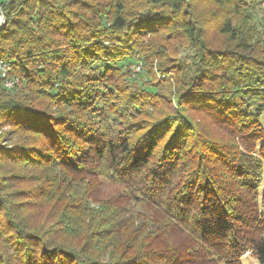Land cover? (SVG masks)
<instances>
[{"label":"trees","instance_id":"16d2710c","mask_svg":"<svg viewBox=\"0 0 264 264\" xmlns=\"http://www.w3.org/2000/svg\"><path fill=\"white\" fill-rule=\"evenodd\" d=\"M257 9L264 0L2 1L0 58L26 86L0 92V119L27 140L0 148V167L34 163L43 189L29 208L12 203L3 182L19 177L0 169V264H264ZM214 26L222 50L207 42ZM164 30L194 49V69L175 100L164 96L172 112L139 127L144 105L117 79L135 38ZM102 179L123 191L102 198ZM34 207L53 210L57 227L33 224L23 213Z\"/></svg>","mask_w":264,"mask_h":264},{"label":"rangeland","instance_id":"374dc122","mask_svg":"<svg viewBox=\"0 0 264 264\" xmlns=\"http://www.w3.org/2000/svg\"><path fill=\"white\" fill-rule=\"evenodd\" d=\"M2 1L5 0H0V3ZM254 15L256 17V25L261 28L262 23H264V11L257 9ZM215 26L214 30L209 28L211 32L207 36V42H209L212 48L222 50L224 37L216 32ZM135 39L133 54L136 58L124 63L125 67L130 70L127 74H122L117 79V83L123 87V97H126L129 93H133L134 102L144 105L143 109L147 114L138 117L135 122L138 126L143 127L146 122L152 123L158 119L160 117V110L172 112L170 108H174V104H169V108H164V96L173 97V100H175L179 90L177 82L181 81L184 75H190L194 69L195 51L184 38H180L170 31L164 30L159 33L144 34ZM11 82L14 83V88L8 85ZM25 86L24 80L15 74L13 66L7 70L6 77L0 79V92L17 94L25 89ZM156 89L163 96L153 101L146 99L147 94L145 90L156 93ZM154 113L155 115L153 116L152 114ZM149 115L151 118H149ZM0 125V148L14 152L27 140L26 137H24V140L23 138H19L20 136H17L15 128L13 125L8 124L7 120L0 119ZM17 158L18 156L15 159L8 158L4 161L6 166L0 167V169L9 175L8 178H15V175L19 177L12 180L13 185L10 184L11 181L3 182V187L6 189L5 194L11 199L12 203H24L27 207L31 204L40 203V191L43 188H41L42 186L37 181L40 183L39 178H41L43 171L41 168L32 167L31 165H34V163H30L25 159H22L23 161L20 160L25 164L23 168H20L15 173L10 171V165L13 162L15 163ZM102 182L104 183L103 190L105 196L102 197L104 199L116 198L123 191L121 187L109 185L103 179ZM126 205L128 207L132 206L129 202ZM28 208H26L27 211L23 214L26 215L25 217H29L31 222L37 227H42L47 231L57 227V216L54 215L53 210L41 208V210L37 211L38 209H35V207L31 210H28ZM103 259L109 261L110 253L103 254ZM243 264H259V262L254 257L248 255L244 258Z\"/></svg>","mask_w":264,"mask_h":264},{"label":"built area","instance_id":"2783aa9c","mask_svg":"<svg viewBox=\"0 0 264 264\" xmlns=\"http://www.w3.org/2000/svg\"><path fill=\"white\" fill-rule=\"evenodd\" d=\"M6 22L4 20V16L3 14L1 13L0 14V27L2 25H4ZM11 63L3 58H0V79H3L6 77V72L7 70H9V68L11 67ZM14 83L11 82L10 84H8L11 88H14Z\"/></svg>","mask_w":264,"mask_h":264}]
</instances>
